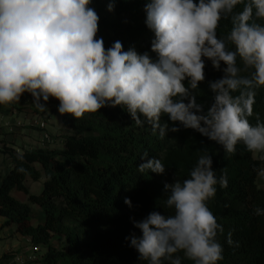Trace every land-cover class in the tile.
<instances>
[{
    "label": "clouds",
    "instance_id": "1",
    "mask_svg": "<svg viewBox=\"0 0 264 264\" xmlns=\"http://www.w3.org/2000/svg\"><path fill=\"white\" fill-rule=\"evenodd\" d=\"M91 0H0V105L19 102L25 93L41 111L50 98L58 112L80 119L105 106L125 108L137 126L148 125L163 139L168 132L192 129L235 154L243 143L249 152L264 153V122L254 113L257 89L264 87V0H148L146 25L154 33L151 51L123 49L120 41L106 48L97 38L99 16ZM242 9L237 11V6ZM114 4H109V11ZM222 20L231 28L217 34ZM223 75L209 82L212 102H197L195 90L206 79V62ZM242 64L243 67L238 64ZM223 65V67H221ZM251 69L250 75H241ZM187 82V83H185ZM43 101V103L41 102ZM162 116L167 121L161 123ZM171 124V126H169ZM140 173L159 175L166 168L158 158L141 155ZM22 171V169H21ZM264 176V169L259 170ZM217 176L206 151L183 181L165 183V207L143 219L132 218L141 235L130 246L147 264H218L223 232L208 201ZM124 203L132 208L126 197ZM256 215H264L257 208ZM227 243L232 245L231 233Z\"/></svg>",
    "mask_w": 264,
    "mask_h": 264
},
{
    "label": "trees",
    "instance_id": "2",
    "mask_svg": "<svg viewBox=\"0 0 264 264\" xmlns=\"http://www.w3.org/2000/svg\"><path fill=\"white\" fill-rule=\"evenodd\" d=\"M147 2L91 0L89 7L99 16L97 38H103L106 48L120 41L125 51L134 48L156 58L151 51L154 33L145 23ZM110 3L114 4L111 11ZM242 7L238 5L236 10ZM257 22L264 24V20ZM230 28V21L222 20L218 36L225 37ZM205 73L195 94L197 102L207 108L212 102L209 82L223 73L210 61ZM256 91L254 113L249 118L252 124L257 122V114L264 122V87ZM165 122L167 116H162L161 123ZM62 124L71 133L64 137L61 150L36 148L17 154L8 144L0 150L8 170L6 175L0 174V218L7 220L4 227L16 228L18 234L47 250L38 264H147L138 259L126 239L141 235L132 218L139 221L153 210L172 214L165 207L164 184L188 178L205 151L212 157L217 176L226 174L228 180L226 188L216 185L215 197L207 202L223 228L217 235L224 249L218 264H264V215L255 213L257 208L264 210V190L258 185L264 160L255 159V153L243 143L237 145L235 154H227L221 145L180 125H176L180 131L168 132L161 139L148 125L137 126L121 106H105L80 119L65 114ZM145 151L149 159L161 160L164 174L138 171L145 162L140 158ZM28 179L43 183L41 194L30 191ZM15 194H24L27 202ZM126 197L132 208L124 203ZM34 206L44 213V224L34 225ZM229 233L232 245L227 243ZM55 239L58 246L53 245ZM178 255L182 264H193L183 253Z\"/></svg>",
    "mask_w": 264,
    "mask_h": 264
},
{
    "label": "rangeland",
    "instance_id": "3",
    "mask_svg": "<svg viewBox=\"0 0 264 264\" xmlns=\"http://www.w3.org/2000/svg\"><path fill=\"white\" fill-rule=\"evenodd\" d=\"M43 103V101H41ZM10 106L9 111L12 112L13 116H17L20 122V125H17V122L15 124L10 125V128H14L16 130H18V132H14V135L18 136L21 134L23 138L27 137L30 139V141L28 143H24L22 146L23 148L20 149L21 153H17V154H22L24 151H26V149H24L26 146L29 148H37V146L44 145V146H53V145H60V142L62 139H64V137L66 135H69L71 132L69 130H65L64 128L61 129L60 128V119H61V114L58 112V106H59V101L54 99V98H50L49 101L46 103V107L49 110V113H51V117L49 118H45L44 116L46 115V113L44 114H40V111H30V105H34L33 104V98L29 93H25L23 94V96L21 97V100L19 102H13L11 104H8ZM37 107L35 106V109ZM37 110H39L37 108ZM12 116V117H13ZM64 116V115H63ZM52 119V120H51ZM42 120V121H41ZM46 122L47 126H48V132L51 136L52 141L50 143H45L43 141L40 140V130L37 127V123H35V125L33 124V122ZM51 121V123L49 122ZM50 126L56 128V135H52L49 131ZM62 127V126H61ZM23 132V133H22ZM40 134V135H39ZM7 136V135H5ZM43 137V135H42ZM33 139V140H32ZM8 144L6 142H0V149L4 148V146ZM24 149V150H23ZM263 153L261 152H255V159L257 160H262L263 159ZM6 168V165L4 163V157L2 156V153H0V171L4 172L3 170ZM258 185L261 188H264V176L260 175V178L258 179ZM30 189V191L33 194H41L43 191V183L39 182V183H35L33 182L31 179H28V185H27ZM15 197L18 198L20 201L23 202H27V197L24 194H15ZM44 216V213L42 212V210L40 208H38L37 206L33 207V220H34V225H38L40 223V221L42 220V217ZM58 240L55 239L53 241V245L54 246H58ZM33 242L29 241L27 243V246H21L19 248H16L15 250L13 248L10 249V252H8V254L4 255L2 257L1 261H4L6 258L5 256H9L10 259H16L18 256H22L23 258L27 259L28 261L23 262V263H17V264H27V262H29L30 264H38L43 256L46 254L47 250L43 249L41 254L39 255H32V252L29 251L31 250V246H32ZM32 256V259L30 260V257ZM35 258V259H34ZM12 264V262L10 263Z\"/></svg>",
    "mask_w": 264,
    "mask_h": 264
},
{
    "label": "crops",
    "instance_id": "4",
    "mask_svg": "<svg viewBox=\"0 0 264 264\" xmlns=\"http://www.w3.org/2000/svg\"><path fill=\"white\" fill-rule=\"evenodd\" d=\"M29 107H30V111H40V110H37V108L35 109V105H30ZM9 108H10V106L8 104L0 105V142L8 143V145L10 147L14 148L17 151V150H20L23 148L22 145L24 143H28L30 141V139H29L30 137L29 138H27V137L23 138L21 135L24 136V134H21L18 136L14 135V132L16 133V132H18V130L14 129V128H10V125L15 124L16 122H17V125H20V122H19L18 117L13 116L12 112L9 111ZM44 113H46V115L44 116L46 119L51 117V115H52L51 113H49V110H46L43 112L40 111V114H44ZM62 118H63V115L61 116V119H60V128L61 129H63ZM41 121L40 122H35V121L33 122L34 125H35V123H37L36 125H37L39 130H40L39 124L41 123ZM49 122L51 123V121H49ZM49 131L52 135L57 134L56 128H54L52 126H50ZM40 132H41V130H40ZM40 134H39L40 138H41L40 140L42 141V138H43L42 133H40ZM5 135H7V136H5ZM63 146H64V140L62 139L60 142V145H58V146L53 145V146H47L46 147V146L40 144L39 146H37V148H51V149L61 150V149H63ZM24 149L33 150L36 148H29L26 146ZM263 155H264V153H263ZM262 160H264V156H263ZM1 171H0V174H3V175H6L8 173V170L6 168L3 170L4 172H1ZM26 184L28 185V181L26 182ZM262 189L264 190V188H262ZM45 219L46 218L44 215L39 224H44ZM6 222H7V220L5 218H0V260L2 259V257L4 255H6V254H8V252H10L11 248H13L15 250L16 248H19L21 246L22 247L27 246V243L29 241H32L30 238L23 237L20 234H18L16 231V228L4 227ZM29 257L32 259V256H29ZM26 261H28V260L23 258L22 256H18L15 260L14 259L11 260L10 258L5 259L4 261H1L0 264H10L11 262H12V264H17V263H23ZM27 264H30V263L27 262Z\"/></svg>",
    "mask_w": 264,
    "mask_h": 264
},
{
    "label": "built area",
    "instance_id": "5",
    "mask_svg": "<svg viewBox=\"0 0 264 264\" xmlns=\"http://www.w3.org/2000/svg\"><path fill=\"white\" fill-rule=\"evenodd\" d=\"M39 128H40V130L42 132V135H43V141L45 143H50L52 141V139H51V136H50V134L48 132L47 123L46 122H41L39 124ZM17 153H21V150H17ZM43 249L44 248L42 246L36 245V244L33 243L32 246H31V250L30 251L32 252L33 255H39V254H41ZM30 260H31V258H30Z\"/></svg>",
    "mask_w": 264,
    "mask_h": 264
}]
</instances>
